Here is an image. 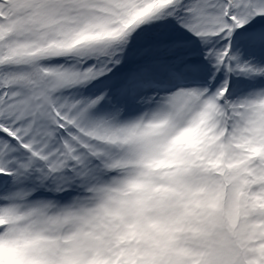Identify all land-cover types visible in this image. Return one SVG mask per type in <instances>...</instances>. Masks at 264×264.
Wrapping results in <instances>:
<instances>
[{"label":"snow or ice","instance_id":"6c2138e0","mask_svg":"<svg viewBox=\"0 0 264 264\" xmlns=\"http://www.w3.org/2000/svg\"><path fill=\"white\" fill-rule=\"evenodd\" d=\"M0 264H264V0H0Z\"/></svg>","mask_w":264,"mask_h":264}]
</instances>
